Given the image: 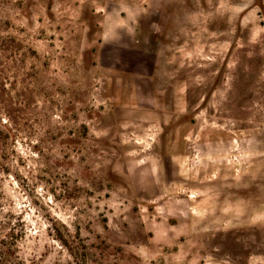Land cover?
<instances>
[{
	"label": "rangeland",
	"instance_id": "obj_1",
	"mask_svg": "<svg viewBox=\"0 0 264 264\" xmlns=\"http://www.w3.org/2000/svg\"><path fill=\"white\" fill-rule=\"evenodd\" d=\"M0 264H264V0H0Z\"/></svg>",
	"mask_w": 264,
	"mask_h": 264
}]
</instances>
